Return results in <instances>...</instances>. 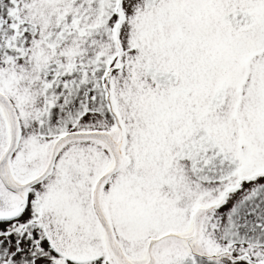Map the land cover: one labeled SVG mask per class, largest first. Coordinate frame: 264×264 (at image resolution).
<instances>
[{
  "label": "snow or ice",
  "instance_id": "6c2138e0",
  "mask_svg": "<svg viewBox=\"0 0 264 264\" xmlns=\"http://www.w3.org/2000/svg\"><path fill=\"white\" fill-rule=\"evenodd\" d=\"M0 264H264V0H0Z\"/></svg>",
  "mask_w": 264,
  "mask_h": 264
}]
</instances>
